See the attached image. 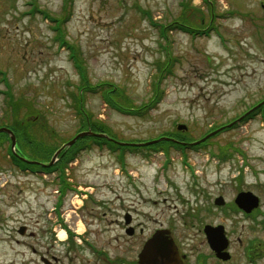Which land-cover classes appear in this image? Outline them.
I'll use <instances>...</instances> for the list:
<instances>
[{"label": "rangeland", "instance_id": "rangeland-1", "mask_svg": "<svg viewBox=\"0 0 264 264\" xmlns=\"http://www.w3.org/2000/svg\"><path fill=\"white\" fill-rule=\"evenodd\" d=\"M259 1L0 0V128L25 123L18 155L35 166H17L0 132V264H127L159 227L191 245L194 212L264 171V123L239 121L264 98V48L248 15H261ZM35 7L53 18L68 8L61 38ZM106 94L141 114L114 110ZM218 130L185 152L109 144ZM85 132L97 136L67 146Z\"/></svg>", "mask_w": 264, "mask_h": 264}, {"label": "flooded vegetation", "instance_id": "flooded-vegetation-1", "mask_svg": "<svg viewBox=\"0 0 264 264\" xmlns=\"http://www.w3.org/2000/svg\"><path fill=\"white\" fill-rule=\"evenodd\" d=\"M258 10L261 15L257 12L248 15L249 18L254 15L253 33L258 45L264 48V0L259 1ZM261 103L255 117L264 120V98L256 105ZM252 176L240 181L231 199L216 195L211 208L194 212L191 245L176 238L172 228L159 227L127 264H141L142 249L159 231L168 232L174 243V264H264V171H253Z\"/></svg>", "mask_w": 264, "mask_h": 264}, {"label": "trees", "instance_id": "trees-1", "mask_svg": "<svg viewBox=\"0 0 264 264\" xmlns=\"http://www.w3.org/2000/svg\"><path fill=\"white\" fill-rule=\"evenodd\" d=\"M69 1H71V0H69ZM69 5V3H68V1H67V7L69 8L70 7V5ZM68 8H67V10L64 12L63 11V13H64V16H61V18H53V17H50L48 14H47V12L46 11H43V10H41V9H37L36 7H35V9H34V11H37V12H40V13H42L43 15H44V18L46 17V18H51L52 19V21H53V23L54 24H57V32L59 33V36L61 37L62 35H63V25L65 24V22L69 19V17H70V14H69V10H68ZM70 48H72L73 49V47L72 46H70ZM76 60H77V62H78V64H79V69H80V72H81V77H82V81H83V86H82V89L83 88H86V86L88 87L89 86V84H88V81H87V78H86V76H85V74H84V64H83V61L79 58V57H76ZM90 88H92V87H90ZM91 90H93V89H91ZM96 92V91H95ZM14 96V95H13ZM12 95H10V96H7V109H9V108H11L12 110L11 111H14V112H16L19 108H21V106H22V103H18L17 102V100L13 97ZM105 98H106V103L107 104H109L114 110H116V111H118V112H120V113H125V112H135V113H140L139 112V110H132V109H128V108H126V107H124V106H122V105H120V104H117L114 100H113V98L110 96V95H105ZM154 104L155 103H153V104H151V106H149L148 107V109H152V106H154ZM9 107V108H8ZM80 111H81V109H80ZM142 113H144V112H142ZM82 114H84V111H83V109H82ZM141 114V113H140ZM84 116H85V114H84ZM16 120V119H15ZM14 122V121H13ZM21 123L20 124H15V125H13V123H11V124H9V125H7V127H9V128H12L13 126L15 127V128H13L16 132H17V136H18V140H19V142H20V149H19V151L17 150V152L19 153V155L20 156H22V155H24L25 153L22 151V147H24V142L25 141H21V139H22V137H24V138H26V136L24 135V133L22 132V127H23V125L25 124V123H23V121H20ZM21 124H22V127H21ZM2 126H4V125H0V127H2ZM102 131V130H101ZM168 135H170V134H167V135H164V136H168ZM174 138H176V139H179V140H182V141H191V142H193L194 140H190V139H188V138H186L185 136H180V135H178V136H173ZM8 137L6 136V135H4V134H1L0 135V144H2V143H4L5 141H7L8 139H7ZM29 139L27 140V142L29 141L30 143H34L33 141H31V138L30 137H28ZM93 140H95V141H97V142H105V143H109V142H107L106 140H104V139H93ZM210 140V139H209ZM209 140H207L204 144H201L200 146H197V147H194L195 149H198V148H201V147H204V146H206L207 144H208V142H209ZM109 144H111L112 146H115L116 148H120L121 149V147H119L118 145H115L114 143H109ZM155 146H161V148H163L164 150H168V148L169 147H175V148H178V149H181V146L180 145H178V144H175V143H172V142H161V143H159V144H156ZM127 148H123L122 150H126ZM131 149H134V148H131ZM158 149V148H157ZM10 154H12L11 153V151H10ZM75 153L73 152V154L70 156V157H68L67 159L68 160H70L71 158H72V156L74 155ZM13 155V154H12ZM12 157V160L14 161V163L17 165V166H19V167H21V168H24V169H26V168H32L33 169V167H35V166H33V165H30V166H32V167H30V166H28V164H26V163H24L23 161H21V159H19V158H17V157H15V156H11ZM67 159H62L61 160V162H60V164H57L56 166H60L62 169H64L66 166H65V161L67 160ZM62 162H64V163H62ZM43 168H44V170L45 171H52L51 169L53 168H51V169H49L50 167H46V166H43ZM47 168V169H46ZM57 170H60V168H57ZM72 238V237H71ZM72 241H74L73 239L71 240V242Z\"/></svg>", "mask_w": 264, "mask_h": 264}, {"label": "water", "instance_id": "water-1", "mask_svg": "<svg viewBox=\"0 0 264 264\" xmlns=\"http://www.w3.org/2000/svg\"><path fill=\"white\" fill-rule=\"evenodd\" d=\"M253 110H251L250 112H252ZM231 126H232V124L228 127H231ZM179 129H186V126L180 125ZM219 131L220 130L215 131V132L207 135L201 141L193 143L192 145L200 144L201 142L205 141L206 139L210 138L211 136H214ZM0 132H7L8 134L11 135L12 151L15 155L18 156V154L16 153V150H15L16 139H15L14 134L7 128L0 129ZM95 135L96 134L91 133V132L81 133L73 141H71L67 146L73 145L77 141V139H79V138L86 137V136L87 137L88 136H95ZM98 136L106 137L105 135H98ZM110 140H112V139H110ZM160 141L177 142L176 140H173L171 138L164 137V138H161L159 140L153 141L152 143H145V144H138V145L136 144L135 146H148V145H153V144L160 142ZM120 144H123V143H120ZM32 163H35V162H32ZM52 164H53V161L50 165H52ZM126 222H127V225L130 224L129 218H126ZM133 232H134V230L132 228H129L127 230V233L129 235H132ZM20 233L24 234V228L20 231ZM165 233H166V235H165ZM167 233L168 232H165V231H159L146 243L142 252L139 255V262L141 264H174L175 263L176 250H175L174 243H173L172 239L170 238V236ZM43 262H44V264H52L46 258H43Z\"/></svg>", "mask_w": 264, "mask_h": 264}, {"label": "bare ground", "instance_id": "bare-ground-1", "mask_svg": "<svg viewBox=\"0 0 264 264\" xmlns=\"http://www.w3.org/2000/svg\"><path fill=\"white\" fill-rule=\"evenodd\" d=\"M214 16H216V14L213 15V18H214ZM179 30H180V31H183V32H186V33H189V32H187V31L183 30L182 28H179ZM65 235H66V233H65L64 231H62V232H61V238H64Z\"/></svg>", "mask_w": 264, "mask_h": 264}]
</instances>
